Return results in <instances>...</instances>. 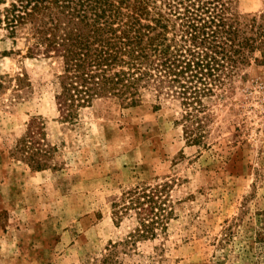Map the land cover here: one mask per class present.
Returning <instances> with one entry per match:
<instances>
[{
    "label": "rangeland",
    "instance_id": "374dc122",
    "mask_svg": "<svg viewBox=\"0 0 264 264\" xmlns=\"http://www.w3.org/2000/svg\"><path fill=\"white\" fill-rule=\"evenodd\" d=\"M237 8L264 24V0ZM29 30L0 27V264H91L113 244L122 264H264V48L209 100L196 142L175 102L103 96L65 120L58 64L25 55ZM22 72L32 86L19 97ZM34 119L55 148L44 169L14 154ZM157 181L170 184L166 226L131 243L136 217L113 204Z\"/></svg>",
    "mask_w": 264,
    "mask_h": 264
},
{
    "label": "trees",
    "instance_id": "16d2710c",
    "mask_svg": "<svg viewBox=\"0 0 264 264\" xmlns=\"http://www.w3.org/2000/svg\"><path fill=\"white\" fill-rule=\"evenodd\" d=\"M2 24H30L25 55L57 62L56 99L70 122L94 99L116 96L130 104L148 98L155 107L175 102L193 141L203 142L209 100L243 64L264 48V24L246 21L238 0H0ZM264 60V50L262 52ZM15 95L32 86L14 76ZM0 82V86H4ZM44 122L34 119L14 154L34 169L49 167L55 149ZM169 182H148L124 191L114 202L121 219L135 215L130 242L155 237L165 228ZM264 240V236L260 238ZM134 240V241H133ZM118 245L91 264H122Z\"/></svg>",
    "mask_w": 264,
    "mask_h": 264
}]
</instances>
